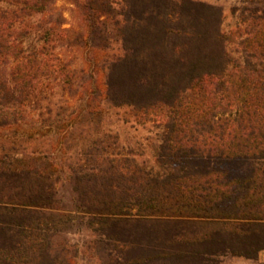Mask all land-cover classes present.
I'll return each mask as SVG.
<instances>
[{
	"label": "trees",
	"instance_id": "16d2710c",
	"mask_svg": "<svg viewBox=\"0 0 264 264\" xmlns=\"http://www.w3.org/2000/svg\"><path fill=\"white\" fill-rule=\"evenodd\" d=\"M55 3L0 0V129L30 108L58 123L48 82L75 94L96 82L59 50L89 45L114 51L103 61L104 88L92 94L158 123L156 165L112 133L83 140L61 172L47 161L8 166L17 148L0 141V264H75L79 251L70 255L59 240L77 227L94 236L101 264L256 259L264 249V0H241L230 29L223 7L203 0H79L86 33L65 28ZM87 114L97 121L95 110Z\"/></svg>",
	"mask_w": 264,
	"mask_h": 264
},
{
	"label": "rangeland",
	"instance_id": "374dc122",
	"mask_svg": "<svg viewBox=\"0 0 264 264\" xmlns=\"http://www.w3.org/2000/svg\"><path fill=\"white\" fill-rule=\"evenodd\" d=\"M77 1L79 0H56V10L63 14L65 28L86 33L88 29L86 19ZM203 1L223 7L227 28L230 29L238 24V18L233 12L236 5L242 4L241 0ZM59 52L66 64L73 68H85L88 76H92L96 82L86 79L83 90L75 94L76 92L69 91L64 93L57 87L54 80L49 81L47 94L53 102L59 101L61 118L56 124L54 118L45 122L39 117V111L30 108L24 121L6 129H0V141L10 140L17 148L9 156L8 166L18 168L30 162L46 164L47 161L50 166H55L54 169L57 172H61L64 169L62 163L75 154L79 144L91 138L94 133L100 132L118 135L122 143L130 142V149L138 152L141 159L147 161L150 168L154 169L156 165L154 158L158 152V123L154 119L140 122L133 117L129 108L112 107L103 97L92 94L93 88L96 87L98 90L104 88L106 72L103 69V61L114 51L81 45L67 47ZM91 109L97 113L96 118L101 125L89 119L87 113ZM37 149L38 151L33 153V150ZM93 237L85 227H77L74 232L62 236L59 241L67 244L70 255H76L79 251V255L75 257V264H101L103 260L100 259V255L95 248L90 247ZM225 264H264V249L260 251L256 259L232 257Z\"/></svg>",
	"mask_w": 264,
	"mask_h": 264
}]
</instances>
